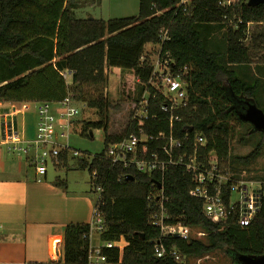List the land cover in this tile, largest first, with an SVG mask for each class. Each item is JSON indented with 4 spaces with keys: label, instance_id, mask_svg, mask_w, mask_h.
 <instances>
[{
    "label": "trees",
    "instance_id": "1",
    "mask_svg": "<svg viewBox=\"0 0 264 264\" xmlns=\"http://www.w3.org/2000/svg\"><path fill=\"white\" fill-rule=\"evenodd\" d=\"M219 1L193 0L190 13L176 14V0H139L137 16L103 20L77 18L81 0H0V103H55L68 96L73 102H85L97 111L98 118L85 122L83 134L89 132L93 138V129H103L107 147L135 131L136 124L127 122L118 132H109L110 111L119 105L113 104L107 91L87 97L85 88L106 85L107 71L113 67L132 70L141 83H137V94L127 95V100H138L151 72L147 62L141 63L145 48L158 43L161 33L169 28L171 40L163 45V51H168L177 65L190 68L184 77L189 83L190 103L180 111L183 119L175 122V136L183 137L186 128L192 129L185 141L191 149L195 134H202L207 143L200 152H214L223 170L236 162L251 164L264 153V133L260 132L261 139L247 155H232L231 142L236 135L232 121L244 122L237 108L240 100L254 101L260 107L258 96L264 80L240 77L233 67L254 63L245 44L249 24L263 25L255 31L253 41L255 48L264 44V3L251 7L244 0H230L228 7H221ZM216 30H222L223 40L212 45L210 36ZM65 72L71 73V83H67ZM150 103L157 118L146 123L147 132L169 131L168 115L160 109L163 96L152 94ZM252 129L244 137H249ZM240 141L246 142L244 138ZM104 153L90 160L78 159L75 167L89 170L91 191L99 192L97 204L106 222L101 239L124 237L128 241L121 260L117 249L106 251L111 264H190V259L216 250L264 254V203L245 227L237 222V213L215 222L205 214L203 200L191 192L192 175L172 166L164 178L168 212L175 220L202 229L206 236L189 241L166 236V244L175 247L184 261L175 260L170 253L157 257L152 240L160 236V230L151 224L155 203L148 201V195L156 190V176L112 166ZM54 165L70 169L69 152L63 151ZM126 175L135 179L128 180ZM54 183L61 186L64 180ZM88 235L89 223L71 222L64 227L63 264H87Z\"/></svg>",
    "mask_w": 264,
    "mask_h": 264
},
{
    "label": "built area",
    "instance_id": "2",
    "mask_svg": "<svg viewBox=\"0 0 264 264\" xmlns=\"http://www.w3.org/2000/svg\"><path fill=\"white\" fill-rule=\"evenodd\" d=\"M192 3L193 0H176L175 13H190ZM218 4L221 7H228L231 1L220 0ZM170 40L171 36L167 28L161 33L159 42L152 44L158 49L155 57L145 54L142 56L141 63L147 62L151 66V72L147 82L144 83L145 90L141 97L130 104L127 122L131 125L135 123L136 130L121 140L109 143L104 155L112 166L133 168L137 172L156 176L153 181L156 190L148 195V201L155 203L151 214V224L160 230V236L152 240L154 251L159 258L170 253L175 260L181 262L184 258L175 247L166 244L165 237L178 234L179 238L186 241L202 240L206 233L181 220H175L168 212L166 207L168 197L164 192L166 172L172 166L182 167L185 172L192 175L194 186L191 192L196 198L203 200L205 214L215 222H223L237 213V222L242 227L252 222L264 203V175L249 180L246 174L235 175L223 170L214 152L207 154L200 152L207 143L206 138L200 133L195 134V140L190 149V144L185 141H188L189 132L192 129L186 128L183 137L175 136V122L182 121L180 111L187 108L190 103L189 83L184 79L190 68L177 65L170 53L163 51V45ZM66 74L71 73H63L64 77ZM137 83H141L140 78H137ZM152 94L163 96L160 109L168 115L169 131L147 132L146 130V123L157 118V114L152 112L150 107ZM75 106L70 96L60 102H42L38 108L36 136L34 140L26 143L22 141L9 120L0 121V146H5L9 152L24 154L33 152L31 159L36 172L39 175H45L48 162L52 161L55 164L60 154L68 151L69 147L61 144L58 139L67 138V130L73 128L74 118L80 113ZM79 155L78 151L74 152L75 157ZM82 158L90 160L86 156L79 159ZM227 192H229L228 199L225 198ZM234 194L240 195V198L235 199ZM97 203L98 200L93 209L92 221L89 223L90 248L87 264H111L106 251L117 249L121 260L128 241L121 237L119 240H102L100 244L92 245L93 234L97 232L101 235L106 230V222ZM52 244L54 258L59 261L62 255L61 240L57 238Z\"/></svg>",
    "mask_w": 264,
    "mask_h": 264
},
{
    "label": "rangeland",
    "instance_id": "3",
    "mask_svg": "<svg viewBox=\"0 0 264 264\" xmlns=\"http://www.w3.org/2000/svg\"><path fill=\"white\" fill-rule=\"evenodd\" d=\"M139 13V0H102L100 3L95 2V0H81L80 7L75 11V16L81 19L96 18L109 20L113 18H125L131 16H137ZM263 25L251 24L248 30V37L245 44L248 46L252 56L254 57V63L259 64L261 60H264V44L258 43L259 45L255 48L256 43L253 41L255 31L258 28H262ZM212 45L221 43L223 40L222 30H216L211 34ZM158 49L149 44L146 46L144 54L155 57ZM247 67V66H246ZM245 68V67H244ZM253 76L262 78L258 67H251ZM67 75V74H66ZM108 80L106 85L100 87L87 86L86 96L88 97L93 92L105 90L113 102V104H118L119 108L112 109L110 111V128L109 132H118L127 123L130 111V104L132 101L127 100V95L137 94V78L135 77L132 70L120 69L113 67L107 71ZM70 81V77L65 78ZM263 79V78H262ZM259 91L258 105L264 111V84L261 85ZM42 102H30L28 105L24 104L26 115L31 119L27 122L34 124L36 128L38 124V108ZM22 103H16L17 106H21ZM76 108L79 109L80 113L74 118L75 124L73 128L67 130V138H59L58 141L69 147V167H57L52 161L47 164L48 178L49 180L55 181L56 179H61L67 182L68 190L71 193L87 194L92 198L96 204L99 198V192L91 191V174L88 169L76 168L75 165L77 160L86 156L91 159L96 154H101L106 150V144L104 143L105 132L103 129H93V138L89 136V132L86 136L84 133V124L87 120H96L98 118V113L95 109L88 107L85 102H75ZM56 108H59L56 106ZM23 111V112H25ZM236 127V135L231 142V154L244 156L247 155L256 145V143L261 139L260 132L254 131L252 129L249 137H244L252 125L248 122H242L241 124L232 121ZM60 131V130H59ZM34 135V134H33ZM36 136V133L34 137ZM244 138L246 142L240 141ZM246 138V139H245ZM8 151V150H7ZM78 151L80 155L78 157L74 156V152ZM9 152V151H8ZM10 155L21 156L24 164L27 166L30 172H33L35 166L32 163L31 156L33 152L29 154H24L21 152H9ZM13 153V154H12ZM28 156V157H27ZM28 158V159H27ZM226 171L232 174H246V178L249 180H254L260 178L264 175V153L253 163L243 164V163H233ZM235 199H239L240 195L234 194ZM93 215V214H92ZM93 218V216H92ZM92 218L90 222L92 221ZM199 231V229H196ZM195 230V231H196ZM204 239V238H203ZM102 241L101 235L99 233H94L91 238L92 245H98ZM190 264H239L236 260V254L233 252L226 253L224 250H216L210 254L202 256L201 258H192L189 260ZM57 264H63V262H58Z\"/></svg>",
    "mask_w": 264,
    "mask_h": 264
},
{
    "label": "crops",
    "instance_id": "4",
    "mask_svg": "<svg viewBox=\"0 0 264 264\" xmlns=\"http://www.w3.org/2000/svg\"><path fill=\"white\" fill-rule=\"evenodd\" d=\"M252 66L260 69L264 80V62L260 67L252 63L233 68L240 77L250 79L254 77ZM68 77L70 81H66L71 83L72 75ZM16 103L20 102L0 103V121L9 120L22 141L30 142L37 126L27 122L31 119L22 105L29 103ZM55 181L49 180L48 171L45 175L35 169L30 172L20 154L12 156L0 146V264L62 262V255L59 261L54 258L53 241L61 240L62 252L64 227L71 222L90 223L95 206L92 198L71 193L67 182L58 186Z\"/></svg>",
    "mask_w": 264,
    "mask_h": 264
},
{
    "label": "water",
    "instance_id": "5",
    "mask_svg": "<svg viewBox=\"0 0 264 264\" xmlns=\"http://www.w3.org/2000/svg\"><path fill=\"white\" fill-rule=\"evenodd\" d=\"M248 6L254 7L264 3V0H246ZM93 19V18H90ZM239 117L242 121L248 122L252 125L254 131L264 133V111L257 106L254 101L240 100L237 106ZM91 135L93 133L91 132ZM128 180H134L133 175H128ZM160 184L158 187L160 188ZM176 238H179L178 234H175ZM236 260L239 264H264V254L259 256H253L248 254H237Z\"/></svg>",
    "mask_w": 264,
    "mask_h": 264
}]
</instances>
